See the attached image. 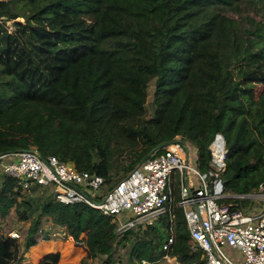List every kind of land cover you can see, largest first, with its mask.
<instances>
[{
	"label": "trees",
	"instance_id": "16d2710c",
	"mask_svg": "<svg viewBox=\"0 0 264 264\" xmlns=\"http://www.w3.org/2000/svg\"><path fill=\"white\" fill-rule=\"evenodd\" d=\"M219 133L227 143L225 187L257 192L264 186V0L0 1V156L35 148L111 186L177 136L198 149L206 172ZM174 194L178 203L176 187ZM12 209L29 227L22 240L0 232V264H21L49 241V223L102 264H168L166 255L174 264H206L177 204L173 222L163 215L142 233H119L86 204L60 203L41 186L23 192L2 176L0 217ZM59 260L52 253L41 264Z\"/></svg>",
	"mask_w": 264,
	"mask_h": 264
},
{
	"label": "built area",
	"instance_id": "2783aa9c",
	"mask_svg": "<svg viewBox=\"0 0 264 264\" xmlns=\"http://www.w3.org/2000/svg\"><path fill=\"white\" fill-rule=\"evenodd\" d=\"M209 150V169L202 172L198 149L177 136L107 191L109 185L101 176L80 172L56 156L43 158L35 148L1 155L0 177L15 180L23 192L41 186L52 190L60 203L86 204L112 218L119 233L151 226L163 215L173 222L177 204L183 210L193 250L204 253L206 264H264V186L250 194H229L223 181L228 152L222 134L214 137ZM8 237L19 239L20 235L10 232ZM173 244L172 234L164 250ZM225 247L233 252V259ZM165 259L176 263L169 255Z\"/></svg>",
	"mask_w": 264,
	"mask_h": 264
},
{
	"label": "rangeland",
	"instance_id": "374dc122",
	"mask_svg": "<svg viewBox=\"0 0 264 264\" xmlns=\"http://www.w3.org/2000/svg\"><path fill=\"white\" fill-rule=\"evenodd\" d=\"M248 14H250L249 16L251 18L254 19L256 18V20L262 19L261 16H256L253 13H248V12L244 14V17L247 16ZM17 21L24 22V19L18 18ZM10 30L13 31L14 27H11ZM153 92H154V87L153 85H151L149 89V97L147 104V109L149 111V114L152 113ZM111 186H107L106 191ZM226 191L229 193L227 188ZM230 201L231 200H229L228 202ZM156 221L157 220H155V222ZM28 227H29V222L19 221L14 209L11 210V213L7 218L2 219L0 217V232L7 236L9 235L10 232H16L20 235V238L18 240H22V237L26 234ZM145 227H146L145 225L139 226L135 229L136 230L135 232L142 233V231H144L149 226H147L146 228ZM43 229L50 231V233L52 234L51 239L48 241L49 243H47L46 241L44 243H41L43 241H40V243L37 245L35 249H30L27 253L23 255L21 264H41L44 258L52 253H58L60 255V260L58 264H102L103 263L104 258L102 257H99L97 259L88 258V251L86 249V246L83 243H76L72 237H68L63 228L57 227L49 223V224H44ZM81 238L85 239L86 235L83 234ZM224 251L226 255L231 259H233V257L235 256L233 252L227 247L224 248Z\"/></svg>",
	"mask_w": 264,
	"mask_h": 264
},
{
	"label": "crops",
	"instance_id": "0c3cea01",
	"mask_svg": "<svg viewBox=\"0 0 264 264\" xmlns=\"http://www.w3.org/2000/svg\"><path fill=\"white\" fill-rule=\"evenodd\" d=\"M44 242H45V241H43V242H41V243H44ZM46 242L49 243L48 241H46ZM47 243H46V244H47Z\"/></svg>",
	"mask_w": 264,
	"mask_h": 264
}]
</instances>
